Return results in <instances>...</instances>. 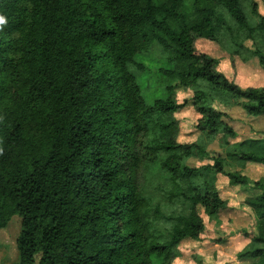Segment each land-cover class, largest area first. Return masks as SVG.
Masks as SVG:
<instances>
[{
	"label": "trees",
	"instance_id": "trees-1",
	"mask_svg": "<svg viewBox=\"0 0 264 264\" xmlns=\"http://www.w3.org/2000/svg\"><path fill=\"white\" fill-rule=\"evenodd\" d=\"M264 5V0H261ZM209 41L229 54L200 51ZM154 45L165 96L148 100L132 68ZM258 59L264 70V9L258 0H0V230L22 217L17 264H174L199 240L204 216L229 207L219 176L258 192L244 203L255 225L239 260L264 264V138L228 147L213 163L206 140L237 132L213 107L242 100L264 115V85L243 87L223 70ZM192 90L193 95H182ZM198 115L183 139L177 115ZM157 165L159 193L146 190Z\"/></svg>",
	"mask_w": 264,
	"mask_h": 264
},
{
	"label": "rangeland",
	"instance_id": "rangeland-1",
	"mask_svg": "<svg viewBox=\"0 0 264 264\" xmlns=\"http://www.w3.org/2000/svg\"><path fill=\"white\" fill-rule=\"evenodd\" d=\"M262 9L264 5L258 0ZM200 51L207 52L213 56L225 57L229 54L219 44L209 41H198ZM137 60L146 64L150 71H140L132 68L137 77L143 83V93L148 100L155 96H165L162 88H157V68L161 65L168 66L165 53L160 46L154 45L145 54H139ZM223 70L237 83L243 87L264 85V70L260 67L258 59H251L243 62L236 58L235 67L231 68L223 63ZM193 95L190 90L182 95L189 98ZM242 100L226 98L216 99L213 107L223 113V119L237 132V136H227L218 132L214 137L207 138V157L200 159L190 157L186 163L192 167H200L204 164L213 163L217 156H225L228 147L235 146L248 139L264 138V115L254 116L249 114L242 106ZM183 125V139H197L200 135L196 129L198 115L193 108L187 107L177 114ZM244 172L251 178L260 179L264 177V167L258 164H247ZM163 181L162 172L157 165H152L146 170V190L150 196L156 197L159 193L158 184ZM218 188L221 196L229 201V207L222 211L216 219L204 216L206 225L205 232L199 240H184L180 249L182 256L174 261V264H248L251 259L239 260L236 254L241 250L249 249L250 238L243 235V229L249 232L255 225L254 215L250 208L244 203L248 196L257 190L250 187L231 186L227 178L219 176ZM22 230V217L15 215L8 222L7 226L0 230V264H17L19 262V251L17 239Z\"/></svg>",
	"mask_w": 264,
	"mask_h": 264
},
{
	"label": "crops",
	"instance_id": "crops-1",
	"mask_svg": "<svg viewBox=\"0 0 264 264\" xmlns=\"http://www.w3.org/2000/svg\"><path fill=\"white\" fill-rule=\"evenodd\" d=\"M251 242H252V241L250 240V242H249V243L251 244Z\"/></svg>",
	"mask_w": 264,
	"mask_h": 264
}]
</instances>
